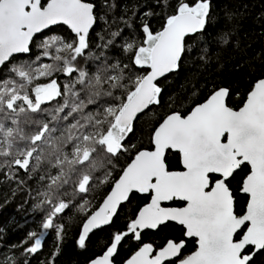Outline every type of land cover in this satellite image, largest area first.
Instances as JSON below:
<instances>
[{
  "label": "snow or ice",
  "instance_id": "6c2138e0",
  "mask_svg": "<svg viewBox=\"0 0 264 264\" xmlns=\"http://www.w3.org/2000/svg\"><path fill=\"white\" fill-rule=\"evenodd\" d=\"M157 6L165 11L159 30L142 23L139 42L130 36L121 45L128 59L123 63L92 50L90 30L102 18L92 0H0V70L8 68L0 78V157L6 158L0 168L9 169V179L12 168L29 178L37 174L43 182L36 204L45 211L42 230L54 229L58 242L65 225L57 218L73 204L63 197L69 188L73 199L80 197L76 206L86 216L77 241L81 249L90 232L112 223L131 194L148 197L90 264H113L127 237L139 245L125 264H256L264 254V79L238 108L229 106L230 91L220 87L186 113L161 117L150 132V148L127 143L139 115L161 102L156 82L178 71L186 37L203 32L210 18V0H176L171 14L169 0ZM56 25L67 26L72 38L48 35L45 30L55 32ZM38 34L40 52L33 54ZM110 36H100L95 47L103 50L123 38L119 30ZM24 56L26 61L12 63ZM84 60L93 61L95 70L81 66ZM57 73L68 82L61 86ZM124 153L130 162L90 212L83 197L94 184L109 183L111 167ZM240 173L245 205L238 212L231 182ZM169 222L179 226L183 239L160 247L143 242L146 230ZM41 236L33 232L32 243L22 242L28 244L25 256L41 250ZM188 241L195 248L185 255ZM58 254L59 244L49 264ZM0 264L17 262L9 257Z\"/></svg>",
  "mask_w": 264,
  "mask_h": 264
},
{
  "label": "trees",
  "instance_id": "16d2710c",
  "mask_svg": "<svg viewBox=\"0 0 264 264\" xmlns=\"http://www.w3.org/2000/svg\"><path fill=\"white\" fill-rule=\"evenodd\" d=\"M92 2L96 5L95 11L98 16L102 17L97 20L90 32L92 50L103 51L110 62L119 60L127 63V55L122 51L121 45L130 36L139 42L143 35L139 30L142 23H149L153 31L159 30L165 15V11L157 6L158 0H92ZM169 3L172 4V8L166 11L171 14L176 6V0H169ZM146 11L155 14L145 16ZM125 21L133 27H127ZM55 30L47 31L48 35L72 38L71 33L63 26L55 27ZM117 30L122 32L123 38L118 37L113 45L103 50L95 47L102 43L100 36L110 39V33ZM42 38V34L34 38L33 54L40 52L38 45ZM263 38L264 0H210V18L205 30L186 37V53L178 71L170 73L157 83L162 89L160 104L150 106L138 117L134 122V132L127 143L136 145L137 148H150V132L161 117L174 110L186 113L220 87L229 89L230 107L241 106L242 100L246 98L255 82L264 79ZM27 59V56L18 57L12 63H22ZM88 65L95 70V63L91 60H84L81 66ZM7 75L8 68L0 70V78ZM54 78L61 86L69 80L60 73L55 74ZM55 105L56 101H53L50 107ZM169 158L175 166L174 156ZM4 159L6 158L0 157V161ZM130 159L129 153L122 154L115 161V166L111 167L109 183L99 187L94 184L83 197L89 201L90 212L98 208L104 196L110 191L111 183L119 178ZM8 172L7 167L0 168V261L11 257L17 264H24L25 260L29 264H49L59 244V254L55 256L54 264H89L102 254L113 234L124 231L138 209L148 202V197L144 195L131 194L130 199L120 206L112 223L90 234L85 241L86 246L81 249L77 241L86 216L76 206L81 202L80 197L73 199L71 188L68 189L69 195L63 197L72 200L73 204L57 218V223L65 225L63 239L58 242L54 229L43 232L42 221L45 211L36 207L40 200L38 192L43 191V182L37 178V174H31L29 178V174L15 168L11 169L13 177L9 179ZM244 174L240 173L231 182L237 196L238 212L243 211L245 205V197L238 192ZM33 232L42 233V248L34 256H25L23 248L32 243L29 234ZM142 238L143 242L160 247L168 239H183V236L178 225L168 223L154 232L145 231ZM23 241H28V244L22 245ZM138 245L139 242L131 237L125 238L112 258L113 264H123L137 250ZM194 248V242L188 241L184 254H189ZM256 264H264V254L256 258Z\"/></svg>",
  "mask_w": 264,
  "mask_h": 264
},
{
  "label": "water",
  "instance_id": "95a60500",
  "mask_svg": "<svg viewBox=\"0 0 264 264\" xmlns=\"http://www.w3.org/2000/svg\"><path fill=\"white\" fill-rule=\"evenodd\" d=\"M58 26H63L64 28H66V29L71 33V31H70V30L67 28V26H65V25H56V26H53V28L58 27ZM45 31L47 32V31H49V30H45ZM90 32H91V30H90ZM40 35H41V34H38V36H40ZM71 35L73 36L72 33H71ZM38 36H37V37H38ZM263 53H264V38H263ZM169 74H170V73H169ZM169 74H167L166 76H168ZM166 76H165V77H166ZM165 77L160 78L156 83H158L161 79H163V78H165ZM142 114H143V113H142ZM142 114H140V115H142ZM140 115H139V116H140ZM138 194H139V193H138ZM102 201H103V200H102ZM101 203H102V202H101ZM101 203H100V204H101ZM96 210H97V209H96ZM169 223H171V222H169ZM173 224H174V223H173ZM105 226H106V225H105ZM161 226H163V225H161ZM161 226H160V227H161ZM103 227H104V226H102L101 228H103ZM98 229H100V228H98ZM96 230H97V229H94L92 232L89 233V235L92 234V233H93L94 231H96ZM146 231H152V232H154V231H156V230H146ZM89 264H90V263H89ZM123 264H125V262H124Z\"/></svg>",
  "mask_w": 264,
  "mask_h": 264
}]
</instances>
